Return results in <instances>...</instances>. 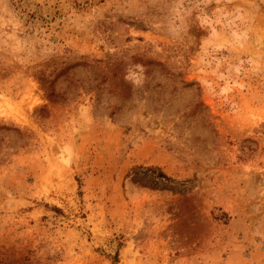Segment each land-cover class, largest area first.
Masks as SVG:
<instances>
[{
    "label": "rangeland",
    "instance_id": "obj_1",
    "mask_svg": "<svg viewBox=\"0 0 264 264\" xmlns=\"http://www.w3.org/2000/svg\"><path fill=\"white\" fill-rule=\"evenodd\" d=\"M0 264H264V0H0Z\"/></svg>",
    "mask_w": 264,
    "mask_h": 264
}]
</instances>
